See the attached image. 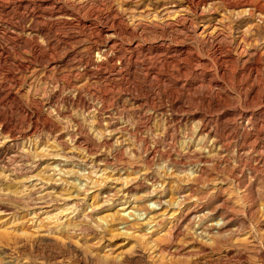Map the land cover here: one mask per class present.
Listing matches in <instances>:
<instances>
[{
    "label": "rangeland",
    "instance_id": "rangeland-1",
    "mask_svg": "<svg viewBox=\"0 0 264 264\" xmlns=\"http://www.w3.org/2000/svg\"><path fill=\"white\" fill-rule=\"evenodd\" d=\"M0 264H264V0H0Z\"/></svg>",
    "mask_w": 264,
    "mask_h": 264
}]
</instances>
